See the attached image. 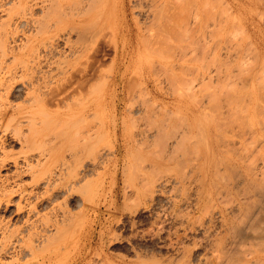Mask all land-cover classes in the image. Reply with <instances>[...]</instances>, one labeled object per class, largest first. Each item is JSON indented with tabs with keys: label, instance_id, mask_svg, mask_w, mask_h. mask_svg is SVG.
<instances>
[{
	"label": "rangeland",
	"instance_id": "1",
	"mask_svg": "<svg viewBox=\"0 0 264 264\" xmlns=\"http://www.w3.org/2000/svg\"><path fill=\"white\" fill-rule=\"evenodd\" d=\"M77 1L46 0L42 8H37L38 21L30 27L15 25V19L9 22V14L16 13L10 11L15 0H0V38L15 37L17 43L21 45L18 50L22 46L24 48L26 44V47L22 48L23 52L20 49V52L10 55L6 59L8 64L5 63V66L9 65L10 69L16 72L14 76L16 78L9 79L11 80L8 82L10 88L0 100V111L4 108L9 110L4 123H0V139L5 141L8 151L0 150V155H4L3 152L7 151L8 159L18 158L21 162L19 171L24 168L26 170L25 163L22 167L25 155H34V164L36 160L41 161V158L46 160L42 161L43 164L40 162L41 167L36 163L38 165L36 173L38 170L41 173L39 177L38 174L34 175L38 180L45 176L42 175L44 169L54 172V175L58 173L55 176L52 174L51 187L56 182L55 187L53 186L52 189L50 187L47 193L45 191L50 173L47 171L45 179L42 178L46 185L42 184L39 191L46 193L43 195L49 197L55 196H52L55 201L52 205H48L46 201L41 203L38 211L41 215L48 216L51 212H57L61 221L65 217L64 214L70 215L69 217L73 219L69 222L65 221L64 224L62 221L61 229H53L52 234L48 233L52 238L46 241L47 247L44 246L42 254L47 253L52 257L46 264H74L81 259V255L85 257L86 253V261L84 259L83 264H141L142 262L154 263L156 260L167 262L169 259L175 262L180 259L179 261L184 263L188 261L185 260L187 256L178 253L176 249L178 245H175L181 242L180 237L179 240L176 239L177 234L174 228L176 230L177 226L168 221L163 224L155 221L153 210H151L152 202L146 195L147 188L146 193L143 192L145 182L142 183L140 180L144 176L148 180L160 174L173 175V178L182 174V176H188L187 182L192 183L194 188L196 183H203V180L205 182L210 177L206 174H210V169L214 170L215 166L212 164H222L218 167L216 174L213 170L211 171L212 180L224 182L231 176L238 180H247L252 174L251 179L258 188L253 184L251 193L258 196L259 191L262 190V184L264 185V0H173L167 4L168 8L164 5L165 0H131L133 14L138 17L142 26V36L138 45L127 59L131 66L127 78L133 81L126 104L136 105L139 109V112L133 116L115 115L113 108L116 104L113 100L109 99L105 102L98 100L100 96L110 91L109 85L102 80H108L116 74V45L122 47L129 39L127 34L114 31V26L123 20L121 14L117 15L113 10L108 9L116 0H91L86 5L84 16L93 18L90 22L92 31L80 37V39L83 38L82 43L89 48V57L84 56L81 59H78L71 51L73 45L79 40L76 34L71 33L72 8ZM169 4L170 6L173 4V7ZM47 12L49 14H45ZM104 21L108 23L104 28H100ZM7 24L13 26L8 27ZM55 24L60 25L59 28L63 33L59 43L61 52L59 51L60 53L51 58L41 57L40 60L34 57L29 58L26 54L30 51L31 41L28 42L27 38ZM86 60L92 64L93 83L92 86L90 85L91 88L87 87L83 92L91 93L90 104L94 105V113L89 115L86 121L78 118L58 120L50 116L54 110L62 106L64 108L63 101L70 103L71 97L76 94L74 92H78L73 88L79 81L81 64L86 63ZM33 75H36V78ZM147 75L152 79L150 88L144 84V78ZM64 76L70 78L69 83L74 82L71 83L72 86L68 82H57ZM36 95L44 101H36ZM77 95L79 96V93ZM130 117L135 123L132 125L136 126H130L129 131L132 133L137 131L136 135L154 129L156 124L152 125L153 127L150 124H153V120L154 123L155 120L169 123V130L161 132L164 135H162L163 139H166V143L169 142L167 144L170 146L163 144L165 141L160 137L162 142L158 135L161 144L158 138L157 143L153 141L152 145L147 146H145L146 143L137 144L135 141L128 154V165L120 170L121 174H118L117 191L112 190L114 170H110V166H107L105 171L101 169L99 172L97 170L98 173L89 172L91 174L87 175V178L82 174L78 184L68 190L67 186H70L73 177L84 170L82 163H86L88 159H85L86 155L98 154L96 157L101 161L100 163L109 162L108 159L112 157L116 143L113 128L116 123H122L124 119L132 122ZM150 118L153 120L151 121ZM44 119L45 122H43ZM77 119L79 122H76ZM197 119H204L206 125L204 120L203 122L200 120L202 126L196 124L193 127L192 121L196 122L194 120ZM208 121L210 124L207 123ZM131 122H129L130 125ZM19 129L20 132L22 131L21 137L26 135L27 149L22 148L21 142L14 137L16 135H13L15 131L19 132ZM36 130L40 131L39 135ZM74 132L78 133L77 136ZM33 133L38 137L41 135L37 142L33 141L34 144L37 143L34 148L31 144L29 146L32 140L29 135ZM87 133H92L89 135L92 137L88 140ZM90 144L95 146L92 147ZM29 147L33 149H28ZM35 147L38 148L37 151ZM88 147H92V151ZM151 164L156 166L152 167ZM198 164L205 165V169L202 166L200 168ZM223 164H235L234 170L225 168ZM15 167L14 162L10 161V165L0 169V187L5 185L3 179L9 176L11 186L7 188L8 193L14 188L17 189L21 183H25L29 191L32 189L38 191L33 184L37 180L32 181L31 172L18 177ZM251 167H258V174H255L257 170L254 173L243 174L245 169L251 170ZM61 172H64L62 173L64 178ZM62 185H67L66 191ZM177 187L175 190L171 187L169 189L172 190L171 192L167 190L165 197L160 196L163 200L155 207L158 209L160 206L158 210L162 209L161 213L168 214L173 208L178 212L184 211L183 213L188 210L184 208L182 201L175 202V200H182L181 197L184 196L183 189L179 186V190ZM256 197L253 198L256 200ZM54 206L55 209H52ZM98 209L104 212L105 220H103V227L97 229L96 244L91 249L88 246V240ZM5 211L4 206L0 208V218L6 221L13 219L11 229L20 228L22 222L16 220L15 208ZM258 213L255 216L256 220L250 221L253 224H248L249 228L248 225L246 226L248 231L243 233L247 239L238 245L242 244L256 256L251 260L242 259L243 263L240 264H264L259 257L260 255L264 257V210ZM237 217L238 220L234 217L236 227L243 226V217L240 215ZM153 221L156 223L154 224ZM102 231L105 232L103 239H101ZM193 236L202 238L201 233H194L182 240L193 247ZM195 249L194 253H197L195 258L198 254L205 252L203 248ZM1 251L0 264H18V261H21L16 262L18 252L6 255ZM146 251L149 252L146 253ZM209 262L204 264H213Z\"/></svg>",
	"mask_w": 264,
	"mask_h": 264
},
{
	"label": "bare ground",
	"instance_id": "2",
	"mask_svg": "<svg viewBox=\"0 0 264 264\" xmlns=\"http://www.w3.org/2000/svg\"><path fill=\"white\" fill-rule=\"evenodd\" d=\"M45 1L46 0H15L14 6L10 8V11H14L16 13L15 14H9V16H8V18H10L9 22L11 21V19H15L14 24L17 26H21V25H27L30 27L34 26V24L38 21V18L36 17V15L38 14L37 8H42L44 6ZM171 1L173 2V0H165L164 5L168 8L167 4ZM90 2H91V0H78L76 2L75 6L72 8V16H73L72 25H73V28L71 29V33L76 34V36L79 38V40L76 42L75 45H73V48L71 49V51H72L73 55H76L78 57V59H81V57H84V56H87V58L89 57V55H88L89 48L82 43L81 40L83 38L80 39V37L87 34V33H90L92 31V24L90 22L93 20V18L84 16L86 5H88ZM112 3L113 4L110 5L108 7V9L113 10V12H115L117 15L121 14L123 16L122 22H120L114 26V31L116 33H120V34H127L129 39H128V42H126V43L124 42L122 47L119 45H116V47H115V54H116V56H115L116 71L115 72H116V74L108 80H106V79L102 80L103 82H106L109 85L108 89L110 88L111 92L108 91L105 95L100 96L98 98V100L100 102L101 101L105 102L109 99L113 100L116 104L115 107L113 108V110H114L113 114H115V115H119V114L126 115L127 114V116L128 115L133 116L139 112L138 111L139 109H137L136 105L126 104L127 97L129 96V89H130V87L132 85V81H133V80L131 81L129 78H127L129 69L131 67L130 64L128 63L127 59L129 57V55L131 54V51H133L134 48H136V46L138 45L140 37L142 36V26L140 25L141 23H140V20L138 19V17L134 16V14H133V10L131 9L132 8L131 0H116L115 2H112ZM172 5L173 4H171V6H170V4H169L170 7H173ZM45 14H49V13L47 12ZM146 17H149V16H146ZM4 23H6V22H4ZM107 23H108L107 21L102 22L100 25V28H104ZM1 25H3V23H1ZM6 26L11 27L13 25L7 24ZM59 26H60L59 24L49 25L43 32L38 33V34L35 33L31 37L27 38L28 42L31 41V47H30V51L26 55H28L29 58L34 57L35 59L40 60L41 57L51 58V57H53V55L60 53L61 51H60V44L59 43L61 42V40L63 38V33H62V29H60ZM6 30H7V28L5 29V31ZM17 42L18 41L15 37L9 38V36H7V37L0 38V65H1L0 66V100L2 99L3 96H5L7 94L8 89L10 88L9 87L10 85L8 82L11 81L9 79L10 78L12 79L16 73L15 71L10 69L9 65L5 66V63L8 64L6 61L7 57H9L10 55H15L16 52L19 51L20 49L22 51L23 46L20 47V49L18 50L19 46H21V45H19ZM25 47H26V44L24 45V48ZM77 63L79 65V62H77ZM81 65L82 66L79 69V74H80L79 81H77L78 83L76 82L77 84L75 85V88H73V89H77L78 92H74V93H76L75 95H77V93H79V96L78 95L75 96L74 93H72L74 96L72 94H70L73 96V97H71L72 98L71 102L67 103V101H63V102H65V103H63L64 108L62 106V108H60V109H57L54 111L52 110L53 113L51 112L50 116H52L58 120L64 119V118L65 119L66 118H78L79 120L82 119V121H83V120L87 119V117L89 115L91 116V114L94 113V109H95L94 105L90 104L92 102V100H90V94L91 93L85 92L86 93L85 94L83 92L84 89H86L87 87H90V85L92 86V83H93L92 82L93 75H92V71H91L92 70V64H90V62L86 60V63L81 64ZM15 78L16 77H14L12 80H14ZM69 79L70 78H67L66 76H64V77H61L57 82L60 83V81H61V82H68L69 83ZM33 80H35V79H33ZM68 83H65V84L68 85ZM71 83H72V81H71ZM71 83H69V84L72 86V84L74 82L72 84ZM151 83H152V79L149 78L148 75L145 76L144 84L147 87H149ZM37 85H35V86H37ZM88 90L90 91L91 89H88ZM36 96H37L35 98L36 101H38V102H39V100L44 101L43 99H40V97L38 95H36ZM6 98H4V101L7 103ZM8 101H10V100H8ZM0 105H1V103H0ZM166 106L168 108V105H166ZM0 109H1V107H0ZM168 110H169V108H168ZM8 111L9 110L5 109V108L0 111V123L4 121V119L6 118V116L8 114ZM24 113H25V111H24ZM29 116H31V115L29 114ZM12 119H14V118H12ZM78 119L76 120V122H79ZM131 119H132V122L129 121V122H131V125L125 119L123 120L122 123H116L115 124V126L113 128V136L116 139V143L114 146V150L112 152V157L110 159H108L109 162L107 164H105L104 162L100 163L101 161H99L98 158L96 157L98 154L93 155V153H91V154L89 153L88 156L86 155L85 159L91 158L92 161L91 160L88 161V159H86L87 160L86 163H82V165L84 164V167H83L84 170H82V172L77 173L74 177L72 176L73 179L70 181V186L68 187L66 185L68 190L70 189V187H72L71 189H73L74 185L78 184V182L81 180V178L79 179V177L82 174H83V177H86L87 175H90L92 173L91 171L97 172V170H98V172H99L101 169H104V171H105L107 166L108 167L110 166L109 167L110 170L111 169L114 170L113 175H112V177H114L112 190L117 191L118 190L117 184L119 181L118 180V174H121L120 170L122 168L124 169V166L126 167L128 165V158H129L128 154L130 152V148L134 146V142L136 141L137 144L146 143L145 146L151 144L153 141H154V143H157V141H156L158 138L157 135L159 136V138L161 137L163 139V137H162L163 133L162 132L168 131L170 128L169 123L165 124L164 121L163 122H156V120L154 123L153 118H150L151 121L153 120V124L150 123L151 127H153L152 125L156 124L155 125L156 129L155 128L152 130L149 129V132H143V133L136 135L137 131L133 132V133L129 131L130 126L131 127L136 126V125H132L135 123H133V118H131ZM161 119L163 120L164 118H161ZM161 119L160 120L157 119V120L162 121ZM17 120H20V119H17ZM49 120H51V119H49ZM200 120H198V119L194 120L196 122L192 121L193 127L196 124H197V126H199V125L202 126L201 122H203L204 119L201 120V122H200ZM10 121H12V120H10ZM45 121L46 120L44 119L43 122H45ZM136 121H134V122H136ZM53 122L55 123V121H53ZM199 123H201V124H199ZM207 123L210 124L209 121ZM77 125H78V123H77ZM146 125H147V123H146ZM205 125H206V121H205ZM13 126L16 127V125H13ZM190 126H191V123H190ZM6 127L7 126H5V128ZM72 127H73V125H72ZM5 128H4V130H5ZM173 128H175V125H173ZM39 130H36V133H38L37 135L40 134ZM5 132H7V130H5ZM32 132H34V131H32ZM15 133L13 135H16L14 137H16V139H18L21 142L22 148L24 147L27 149L28 146L25 147V144L27 143L26 135L24 137H21L20 134L22 133V131L20 132V129H19V132L15 131ZM74 134L76 135L78 133L74 132ZM87 134H88L87 135L88 137H89V135H92V133L91 134L87 133ZM37 135H35L34 133L29 135V137L32 139L31 143H29V146L31 144V146L34 148V145L37 144V143L34 144V142H37L39 137L41 136L40 135L38 137ZM167 135H169V134H167ZM91 137L92 136L87 138V140L90 139ZM159 138H158V140H159ZM161 138H160V140H162ZM160 140H159V143L161 142ZM163 140L165 141L166 139H163ZM163 140H162V142H163ZM0 141H1L0 150L4 151L6 149V143L4 140L2 141V139H0ZM28 142H30V141H28ZM32 142H33V144H32ZM212 142H210V143H212ZM167 143H169V142H167ZM167 143L165 141V143H163V144L166 145ZM213 144H215V143H213ZM213 144H212V146H213ZM7 146H9V145L7 144ZM90 146H92V145L90 144ZM94 146H92V147H94ZM166 146L169 147L170 144L169 145L167 144ZM166 146H164V148ZM33 148L29 147L28 149H33ZM88 148L91 150L90 147H88ZM37 149L38 148H36L35 151H37ZM97 149H98V147H97ZM6 150L8 151V149H6ZM7 151L3 152L4 155H2V156L0 155V169L10 165V161H13L15 166H16L15 168L17 169L16 175L18 177L19 176L21 177L22 175L26 174V172H31V174L33 175L32 181L37 180L33 184H35V189H37L38 191H36L34 189L29 191L27 185L25 183H23V184L21 183L20 185H18L17 189L14 188L11 190V192L9 191L10 193H8L7 188L9 186H11V178L9 176H6V178L3 179V184H5V185H2L0 187V191H1V193H0V208H2L4 206L6 211H10V209L15 208V218L18 222H22V226L18 229H16L17 227H15L14 228L15 230H13V228L11 229V227H12L11 224H12L13 219H9L6 221V220H3L0 218V250H2L3 253L6 255L14 253V252H18L16 262H17V260H21V261H18V264H46L47 262L49 263L52 255L51 256L47 255V253H46L47 248L44 250V252L46 251L45 252L46 255L42 254L43 248L47 244L46 241H48L49 239L52 238V237L50 238L48 233L51 232V234H52L53 229H55V230L61 229L60 224L62 221L64 224L65 221L69 222V220L71 221L73 218L71 219L69 217L70 215L66 216L63 213L65 217L61 221L60 215L57 212H51L49 214V216L47 214H42L43 216L40 214V211H38V206L39 205L41 206V203H44L46 201V203L48 205L49 204L52 205L53 202L55 201V199L53 198L55 196L51 195L49 197V196L43 195V194H46L47 192H49V190H50L51 179H53L52 177L54 175L53 174L54 172H50V170L48 171L46 169H44L46 172L43 171L45 174H43V172H42V175L43 176L45 175L44 177H46L47 171H48V173H50V176H49L50 179L47 178L48 179L47 186H46L47 189L45 188L46 193H42V191H39V190H40L42 184L46 185L45 180H42V178H44V177H42V175H41V177H42L41 180H38V178L34 175L38 174V177H39V174H41V173L39 170H38V173H36L37 168H38V165H40L39 167H41L40 162L42 163V161H44V160L42 158H41V161L36 160L35 162L38 164L37 165L35 163L37 165V167H36V165L34 164V159H33L34 155L33 156L25 155L23 158L22 167H24V163H25L26 164V170L24 168V170L19 171V169L21 168L20 160H18V158H15L13 160L8 159L7 157H9V156H8V153H6ZM23 154H24V152H23ZM42 155H44V154H42ZM161 155H163V154H161ZM36 158H37V156H36ZM126 158H127V160H125ZM32 162H33V164H31ZM151 165H152V167L154 166L153 164H151ZM212 165L215 166V167L213 166L214 170L210 169V174H206L208 176L210 175V177H208V179L205 182L203 180V183H200V184L196 183L194 188L192 187V183L187 182L188 176L187 177L184 175L182 176V174H181V176H179V174L178 175L174 174V175H176V177L173 178L172 177L173 175L160 174L159 173L160 176L157 175L156 178L151 176L152 177V178H150L151 180L150 179L147 180L146 176L143 175L144 176L143 177L141 175L143 178H142V180H140V179L139 180L142 181V183L145 182V183H143V185H144V191L143 192L146 193V190H147L146 195L149 196V200L153 203V204L151 203V205H153L152 206L153 209L151 208V210H153V213H154V216L156 219L155 221L159 222L161 224H163L164 222L167 223V221H168V223L172 222L173 224H175V226H177L176 230L174 228L175 234H177V238L176 237L175 238L177 240H179L178 238L180 237L181 242L176 241V242H178V244H176L174 242L176 246L178 245L177 247L176 246L175 247H176L178 253H181V255H183V256L186 255L188 257V258L184 257L185 260L186 259L188 260L186 262L184 261V263L179 261L180 259H178V261H176V262L173 259H171V260L169 259V261H167V262L164 261L165 263L164 262H157V260H156V262H154V263H148V262L144 263L141 261L142 262L141 264H202V262H204V261H205L204 263H207L208 261H210L213 264H236V263L240 264V263H243L242 259H245V260L250 259L251 260L252 258H255L256 255H254L253 252H250V249H247L245 246L244 247L246 249H244L242 244H240V246H238V245H239V243H242L247 239L246 235L245 234L243 235V233L246 232V230H247L246 226L248 224H253V223H250V221L252 219H253V221H255L256 220L255 216L257 215V213L264 210V185L262 184V190L259 191L258 196H257L258 198H257L256 196L252 195L253 193H251L252 192L251 190L253 189L252 186H253V184L255 185V182L253 181V179H251L252 174H251V176H250V174L248 175L250 177H248L247 180L246 179L238 180V179H235L231 176L227 180H225L224 182H220V180L219 181L215 180V179L212 180L213 178H211V171L213 170L216 174V172H218L217 171L218 167L221 166L222 164L221 165L212 164ZM212 165H211V167H212ZM223 165L225 166V168H227L229 170H234L233 168H234L235 164H223ZM200 166H202V165H199V167ZM207 166H209V164H207ZM204 167H205V165L202 166V168H204ZM208 168H206V169H208ZM263 168H262V170H263ZM242 169L240 171H242ZM257 169H258V167H255V168L251 167V170L245 169V171H243V174L249 173V172L254 173ZM237 170H239V169H237ZM235 171H236V166H235ZM258 171L259 170H257L256 171L257 173H255V174H258ZM89 172H91V173L89 174ZM62 173L64 174V172L60 173L63 177ZM57 174H55V175H57ZM122 174L124 175V172H122ZM183 174H185V173H183ZM61 175H58V176H61ZM154 175H156V173ZM187 175H189V174H187ZM217 175H218V173H217ZM231 175H232V173H231ZM0 179H1V175H0ZM56 179L59 180V177H57ZM58 180H56V181L58 182ZM52 183H54V182L52 181ZM54 184H53V186L55 187ZM64 185H62V186H64ZM66 186H64L65 191H66V189H65ZM170 186L174 187V190H175V187H177V186L178 187L180 186L183 189L182 192H183L184 196L181 195V196H183V198L181 197L182 200H179V201L175 200V202L179 203L180 201H182L181 203L184 204V208L188 209V210L185 209V210H187V211H185V213H183L184 211L178 212V210H173L174 209L173 205H172L173 209H171L172 211L170 210V212L168 214L163 212V213H165V215L163 213H161L162 209L158 210L160 206L158 207V209H156L155 206L156 205L158 206L159 202H161L163 200L160 196L165 197L164 194L166 193L167 190H169L171 188ZM255 186L258 188L257 185H255ZM52 187H51V189H52ZM141 188H143V187H141ZM174 190H173V192H174ZM179 190H177V191H179ZM171 191L169 190L168 192H171ZM179 193H181V192H179ZM253 197H256V200ZM125 198H126V194H125ZM145 198H146V196H145ZM147 204H148V202H147ZM52 209H55V206ZM99 209L96 211V214H95V224L93 225V227L90 230L91 235H90V239L88 240V246L91 249H93L94 245L96 244V237L98 236L97 235V229H99V227H103V222H104L103 220H105L104 212L103 213H102V211L100 212ZM163 209H164V207H163ZM111 210H112V208H111ZM180 210H181V208H180ZM237 214L243 217L242 218V221L244 222L243 226L236 227L234 217L237 218V220H238ZM262 214H263V212H262ZM258 215H259V213H258ZM152 216H153V214H152ZM155 221H153L154 224L156 223ZM261 221H260V223H261ZM236 222H238V221H236ZM218 227H219V230H218ZM247 227L249 228V225ZM259 228H260V226H259ZM224 230H225V233L223 234ZM250 230L252 231V229H250ZM181 231H182V233H178ZM170 232H172V231H170ZM194 233L195 234L201 233L202 238H195L193 236L194 237L193 242H192L193 247H190L182 239L189 238L190 235L194 234ZM101 236H102L101 239H103L105 237V232H103ZM258 239H259V237H258ZM169 240L171 241V239H169ZM172 244H173V242H172ZM165 245H167V244H165ZM195 248H203L205 250V252L204 253L201 252L202 254L201 255L198 254L197 255L198 257L195 258L194 256H195V254H197V253H194V251H196ZM147 252H149V251H146V253ZM86 254H85V257H84V255H81L82 256V257L80 256L81 259H78L74 264H83L84 259L86 261ZM142 255L143 254H141V256ZM54 256H56V255L54 254ZM249 256H250V258H249ZM13 257H14V255H13ZM192 257H193V259H192ZM259 257H261V260L264 261L263 256L260 255Z\"/></svg>",
	"mask_w": 264,
	"mask_h": 264
}]
</instances>
